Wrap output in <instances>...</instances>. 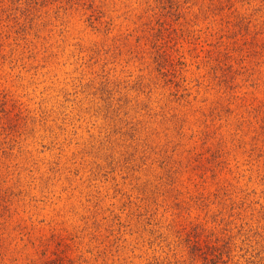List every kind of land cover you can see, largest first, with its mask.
Instances as JSON below:
<instances>
[{
	"label": "rangeland",
	"instance_id": "rangeland-1",
	"mask_svg": "<svg viewBox=\"0 0 264 264\" xmlns=\"http://www.w3.org/2000/svg\"><path fill=\"white\" fill-rule=\"evenodd\" d=\"M0 264H264V0H0Z\"/></svg>",
	"mask_w": 264,
	"mask_h": 264
}]
</instances>
